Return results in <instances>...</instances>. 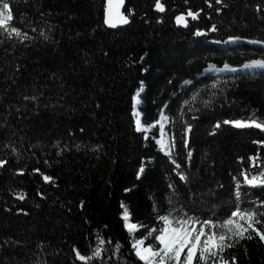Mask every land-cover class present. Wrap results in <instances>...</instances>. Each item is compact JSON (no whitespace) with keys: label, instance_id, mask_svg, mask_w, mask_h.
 <instances>
[{"label":"trees","instance_id":"trees-1","mask_svg":"<svg viewBox=\"0 0 264 264\" xmlns=\"http://www.w3.org/2000/svg\"><path fill=\"white\" fill-rule=\"evenodd\" d=\"M161 2L163 13L155 0H125L129 23L112 29L104 23L105 0H9V27L32 39L0 34V159L7 160L0 168V264H84L74 249L91 255L100 239L103 252L88 264H144L122 205L139 225L136 238L147 236L153 246L158 233H148L164 226L161 216L220 223L239 206L255 211V227L264 231V188L242 176L264 170V147L254 143L264 132L222 125L212 134L223 120L254 113L264 121V70L202 74L211 65L264 61V48L217 45L264 42V0ZM189 9L198 19L176 26L175 16ZM141 82L142 125L166 116L171 155L155 143L159 125L136 130ZM247 235L253 238L234 243L225 258L264 264V242L251 229Z\"/></svg>","mask_w":264,"mask_h":264},{"label":"snow or ice","instance_id":"snow-or-ice-1","mask_svg":"<svg viewBox=\"0 0 264 264\" xmlns=\"http://www.w3.org/2000/svg\"><path fill=\"white\" fill-rule=\"evenodd\" d=\"M217 4H223V0H216ZM124 4V0H108V9H107V19L105 23L110 27H117L118 24L126 25L129 23L128 16L121 13L120 8ZM211 7V4H209ZM226 6V5H225ZM155 10L158 12H165V5L161 0H155ZM261 9L258 7L257 11ZM219 11V10H218ZM200 12H193L191 9L187 11L186 14L177 15L175 20L178 25L184 27L188 26V18L192 20L198 19ZM13 11L10 6L9 0H0V34H5L8 39H18L21 43H24L27 40L32 39L27 32L22 31L20 28L15 26L9 27V22L13 21ZM211 31H216V26L212 25ZM32 31H36L35 28ZM197 36L205 35L204 32L197 31L195 33ZM41 36H44L43 32H40ZM47 39V37H45ZM252 66H264V61H253L251 65H245V67ZM227 67V66H226ZM215 87V85H213ZM143 90V85L141 82V91ZM139 92H137L136 103H139ZM25 99H29L25 97ZM32 99H35L34 97ZM196 97H193L195 100ZM136 116L135 125L137 131H147L148 128L156 127L161 125V121L157 120L156 124L148 125L145 127L142 125L140 114L134 113ZM163 118V113H161ZM222 125H230L231 127L237 129H257L261 132H264V121L259 120L255 117L253 113L252 116L247 119H236V120H223L217 122L214 125L212 134H215V131L222 127ZM192 131L191 125H188L185 130V136L187 137ZM163 129L161 126V144L165 147L169 154L171 155V150L174 148V139L171 144L165 143L163 140ZM254 143L264 147V140L254 141ZM187 147V143L185 144ZM14 151V149H13ZM191 156V152L188 153ZM175 164V161H173ZM7 164L6 159H0V168L4 167ZM253 167H259L256 164L255 159L252 162ZM177 169L180 168V165H176ZM35 172H39V169H35ZM144 171L143 168L140 169L142 174ZM18 174L23 175V170H20ZM243 182L250 187H261L264 188V170L256 174H249L247 172L242 173ZM139 178V177H138ZM180 179L185 180L186 177L181 173ZM43 180L45 182H54L53 178L47 175H43ZM239 187L240 183L237 182V191L236 196L239 198ZM24 194L20 193L18 199L23 200ZM260 206L264 207V202H260ZM123 214L122 219L125 222L126 229L132 233L137 229L135 223H131L130 214L128 209L122 205ZM160 220L163 222V227L159 230L152 229L149 231L148 236H152L153 233H158L155 235L156 245L151 244L145 246V241L147 236L142 239H133L132 248L135 251V255L144 262V264H194V260L199 254L200 264H237L236 258L233 256L231 259H226L224 252L226 249L232 248L234 243H238L242 239H252V235L245 236V233H248L251 229L259 239L264 242V231H261L259 228L255 227L256 224H260L261 221L257 219V213L253 210H242L239 206L231 212L228 219L223 222L217 223L211 219H206L200 221L198 217L186 216L181 217L175 221L170 218V216H161ZM243 221L244 223H241ZM177 226H173V224ZM246 224V226H245ZM220 229L219 232L216 230ZM105 241L103 239L98 240L97 246L93 249L91 255H84L77 249H74L76 258L84 264H88L89 261H92L95 258L101 256L103 252V245ZM116 250H119V245H116Z\"/></svg>","mask_w":264,"mask_h":264},{"label":"water","instance_id":"water-1","mask_svg":"<svg viewBox=\"0 0 264 264\" xmlns=\"http://www.w3.org/2000/svg\"><path fill=\"white\" fill-rule=\"evenodd\" d=\"M124 5H125V0H124V4L121 6V8H120V11H121V13L122 14H124L123 13V8H124ZM107 9H108V0H105V10H104V23H105V20L107 19ZM155 9V8H154ZM157 11V10H156ZM158 12V11H157ZM161 13V12H160ZM181 14H183V13H181ZM186 14V13H185ZM125 15V14H124ZM178 15H180V14H178ZM175 18H176V16H175ZM175 18H174V22H175V24H176V26H180V27H182V28H185L184 26H182V25H178L177 23H176V20H175ZM190 18V17H189ZM188 18V19H189ZM105 25L108 27V28H112V29H114L113 27H110V26H108V24H106L105 23ZM127 25V24H126ZM121 26H124V25H121V24H118L117 25V27H115V28H118V27H121ZM211 31V30H210ZM200 32H204L205 34H206V31H204V30H202V31H200ZM195 37H197V38H200V37H202L203 35H200V36H197L196 34L194 35ZM243 43H245V44H248V45H251V46H255V47H261V48H264V42H262V41H256V40H247V39H239V38H230V39H227V40H225L224 42H222L221 44L219 43H217V45L218 46H220V47H228V46H234V45H237V44H243ZM256 43H260V44H256ZM254 61V60H253ZM245 65V64H244ZM213 66H215V65H213ZM227 66V67H226ZM243 66V65H242ZM242 66H240V67H232V66H230V65H224L223 67H221V68H219V69H224V70H221L220 72H215V74L216 75H224V74H234V73H242V72H250L251 70H241L240 68L242 67ZM216 67V66H215ZM259 70V69H258ZM258 70H255V71H258ZM207 73H209V72H206L205 70L203 71V75L204 74H207ZM141 106V105H140ZM162 152V151H161ZM164 153V152H163ZM164 154H169V152L168 153H164Z\"/></svg>","mask_w":264,"mask_h":264},{"label":"bare ground","instance_id":"bare-ground-1","mask_svg":"<svg viewBox=\"0 0 264 264\" xmlns=\"http://www.w3.org/2000/svg\"><path fill=\"white\" fill-rule=\"evenodd\" d=\"M256 44H260V43H256ZM249 63V62H248ZM252 63H249V64H245V65H251ZM245 65H243L240 69L241 70H251L252 68H256V69H264V66H252V67H245ZM221 70H224V69H219V68H217V67H215V66H213V65H211L209 68H207L205 71L206 72H209V73H211V72H220ZM139 93H141V91L139 92ZM136 99H137V96L135 95V98H134V113H139L140 114V119H141V113H140V111H139V108H140V105H141V100H140V98L138 97V99H139V103L137 104L136 103ZM135 116V115H134ZM135 120H136V116H135ZM160 121H161V125H159L160 126V133H161V126H162V129H163V133H164V139H165V143H168V141H167V138H166V134H165V131H164V128H165V125H166V116L163 114V118L161 117L160 118ZM159 145V147H160V149H161V151L162 152H164V153H168V150L165 148V147H163L161 144H158Z\"/></svg>","mask_w":264,"mask_h":264},{"label":"rangeland","instance_id":"rangeland-1","mask_svg":"<svg viewBox=\"0 0 264 264\" xmlns=\"http://www.w3.org/2000/svg\"><path fill=\"white\" fill-rule=\"evenodd\" d=\"M224 42V41H223ZM220 44L222 43V42H219ZM218 43V44H219ZM250 62V61H249ZM252 63V62H251ZM246 64V63H245ZM255 70H258V69H254V68H252L251 69V71H255ZM259 70H264V69H259ZM210 74H214V72H211ZM224 75H226V74H224ZM138 92H140L141 91V89H139V90H137ZM141 93H142V91H141ZM141 93L139 94V98H140V95H141ZM158 126V125H157ZM159 128H160V126H158V136L157 137H155L154 138V140H155V143H156V145H157V147H158V149L159 150H161L160 149V147H159V145L158 144H161V139H162V137H161V133H159ZM165 129V128H164ZM148 131H149V128H148V130L147 131H143V132H145L146 134L148 133ZM165 131V130H164ZM165 134H166V132H165ZM166 138H167V141H168V137H167V135H166ZM163 140L165 141V139H164V137H163ZM168 144H169V141H168ZM162 145V144H161ZM252 162H253V157L251 158V164H252ZM172 219V218H171ZM173 221H175V219H173ZM124 222V221H123ZM130 222V221H129ZM124 225H125V222H124ZM138 227H137V229L136 230H134V232H132V233H130L129 231V234H130V236H131V239H132V242H133V239H138V238H136V232H137V230L139 229V225H137ZM173 226H177L175 223L173 224ZM126 227V226H125ZM217 232H219L220 231V229H217L216 230ZM148 244H146V242H145V246H147Z\"/></svg>","mask_w":264,"mask_h":264}]
</instances>
